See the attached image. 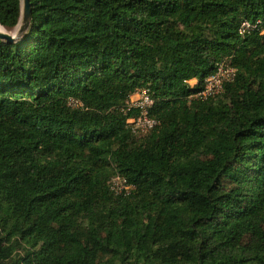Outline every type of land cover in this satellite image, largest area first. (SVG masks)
Instances as JSON below:
<instances>
[{
    "label": "trees",
    "instance_id": "1",
    "mask_svg": "<svg viewBox=\"0 0 264 264\" xmlns=\"http://www.w3.org/2000/svg\"><path fill=\"white\" fill-rule=\"evenodd\" d=\"M30 3L0 39V264H264V0ZM21 4L0 0L8 32ZM225 59L234 80L190 101Z\"/></svg>",
    "mask_w": 264,
    "mask_h": 264
},
{
    "label": "built area",
    "instance_id": "2",
    "mask_svg": "<svg viewBox=\"0 0 264 264\" xmlns=\"http://www.w3.org/2000/svg\"><path fill=\"white\" fill-rule=\"evenodd\" d=\"M252 25L246 21L239 28V34L245 36ZM236 75V69L231 65L230 60L225 59L218 66L217 70L206 78L204 87L198 93L191 95L189 100H207L223 93L226 84L232 82ZM192 85H195L191 82ZM69 105L73 108H80L82 104L70 99ZM155 105V101L148 89H139L130 97L127 103L126 113H135L127 123L131 126L134 133L147 134L157 125V121L151 118V110ZM110 189L116 196L129 195L134 187L128 180L121 175H114L109 181Z\"/></svg>",
    "mask_w": 264,
    "mask_h": 264
},
{
    "label": "water",
    "instance_id": "3",
    "mask_svg": "<svg viewBox=\"0 0 264 264\" xmlns=\"http://www.w3.org/2000/svg\"><path fill=\"white\" fill-rule=\"evenodd\" d=\"M21 7H22V9H21L20 22L14 28V29L17 28V33L14 36H12V35H9L5 32L0 31V39L1 40L7 41L9 43H15L19 39H21L26 34L28 29L30 28V25L32 22V10H31L30 0H23V6L21 4ZM0 27L3 29H6L1 25H0Z\"/></svg>",
    "mask_w": 264,
    "mask_h": 264
},
{
    "label": "bare ground",
    "instance_id": "4",
    "mask_svg": "<svg viewBox=\"0 0 264 264\" xmlns=\"http://www.w3.org/2000/svg\"><path fill=\"white\" fill-rule=\"evenodd\" d=\"M21 2H22V0H21ZM2 29L3 28H1L0 27V31L2 32ZM4 31H5V33H7V34H9V35H12V36H14L16 33H17V28H16V33L13 35V34H10V32H8L6 29H4Z\"/></svg>",
    "mask_w": 264,
    "mask_h": 264
},
{
    "label": "rangeland",
    "instance_id": "5",
    "mask_svg": "<svg viewBox=\"0 0 264 264\" xmlns=\"http://www.w3.org/2000/svg\"><path fill=\"white\" fill-rule=\"evenodd\" d=\"M22 6H23V0H22ZM2 32H5L4 29H2ZM15 33H16V30L10 32V34H13V35H14Z\"/></svg>",
    "mask_w": 264,
    "mask_h": 264
},
{
    "label": "crops",
    "instance_id": "6",
    "mask_svg": "<svg viewBox=\"0 0 264 264\" xmlns=\"http://www.w3.org/2000/svg\"><path fill=\"white\" fill-rule=\"evenodd\" d=\"M192 83H193V84H195V83H196V81H192Z\"/></svg>",
    "mask_w": 264,
    "mask_h": 264
}]
</instances>
